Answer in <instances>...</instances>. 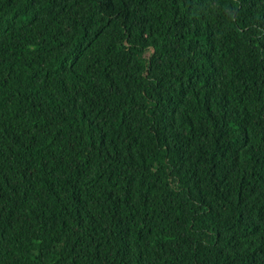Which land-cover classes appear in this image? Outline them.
Masks as SVG:
<instances>
[{
	"label": "trees",
	"instance_id": "1",
	"mask_svg": "<svg viewBox=\"0 0 264 264\" xmlns=\"http://www.w3.org/2000/svg\"><path fill=\"white\" fill-rule=\"evenodd\" d=\"M0 264H264V0H0Z\"/></svg>",
	"mask_w": 264,
	"mask_h": 264
}]
</instances>
